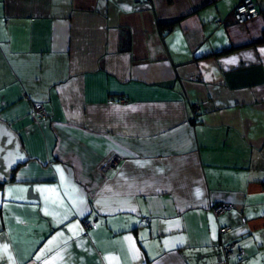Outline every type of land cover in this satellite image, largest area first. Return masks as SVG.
<instances>
[{
	"label": "crops",
	"instance_id": "0c3cea01",
	"mask_svg": "<svg viewBox=\"0 0 264 264\" xmlns=\"http://www.w3.org/2000/svg\"><path fill=\"white\" fill-rule=\"evenodd\" d=\"M241 1L0 0V264H223L225 241L264 264V0L238 25Z\"/></svg>",
	"mask_w": 264,
	"mask_h": 264
},
{
	"label": "built area",
	"instance_id": "2783aa9c",
	"mask_svg": "<svg viewBox=\"0 0 264 264\" xmlns=\"http://www.w3.org/2000/svg\"><path fill=\"white\" fill-rule=\"evenodd\" d=\"M212 1H218V0H212ZM259 16V12L256 8L255 3L253 0H242L241 3H239L233 12L231 13V17L233 21L238 25H244L249 21H252L256 19ZM216 25L222 24L221 21H215ZM192 112L195 116V119H197V116L199 114V107L198 105L192 106ZM46 116L45 110L41 104H35L32 107V117L34 119H41ZM121 159L117 156L110 157L102 164L103 170H108L115 168L119 165ZM234 209V206L232 204L222 203L219 205H215L211 208V213L214 217H218L220 215H223L227 212H230ZM83 225L86 229H91L95 227V223L93 221L84 220ZM230 231V228L228 227H222L219 229V234L224 235ZM221 248L224 253V260L223 264H228L229 258L233 253H236L238 258L242 257L243 250L239 249L236 242L234 241H225L221 243Z\"/></svg>",
	"mask_w": 264,
	"mask_h": 264
},
{
	"label": "snow or ice",
	"instance_id": "6c2138e0",
	"mask_svg": "<svg viewBox=\"0 0 264 264\" xmlns=\"http://www.w3.org/2000/svg\"><path fill=\"white\" fill-rule=\"evenodd\" d=\"M262 51H264V50H262ZM234 61H228V63H233Z\"/></svg>",
	"mask_w": 264,
	"mask_h": 264
},
{
	"label": "trees",
	"instance_id": "16d2710c",
	"mask_svg": "<svg viewBox=\"0 0 264 264\" xmlns=\"http://www.w3.org/2000/svg\"><path fill=\"white\" fill-rule=\"evenodd\" d=\"M257 8V7H256Z\"/></svg>",
	"mask_w": 264,
	"mask_h": 264
}]
</instances>
